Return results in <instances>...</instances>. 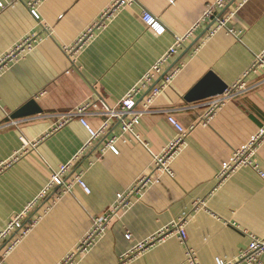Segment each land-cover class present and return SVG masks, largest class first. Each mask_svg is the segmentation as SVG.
Here are the masks:
<instances>
[{"label": "crops", "instance_id": "1", "mask_svg": "<svg viewBox=\"0 0 264 264\" xmlns=\"http://www.w3.org/2000/svg\"><path fill=\"white\" fill-rule=\"evenodd\" d=\"M28 1L2 0L0 8V60L14 51L0 66V231L12 213L34 200L22 219L27 232L1 264H62L76 252L117 193L148 174L153 156L176 135L168 115L185 128L194 125L172 160L173 176L157 173L158 180L114 215L72 264H192L188 250L197 264H215L216 257L236 260L248 246V234L263 237L264 177L251 166L221 182L216 175L234 150L264 129V67L249 70L245 88L211 116L212 97L189 102L185 96L208 72L228 87L242 80L254 56L264 50V0H227L203 20L209 0H136L104 20L100 15L113 0H38V19L30 14ZM144 9L161 20L163 33L144 25ZM217 17L227 19L212 32ZM94 24L90 38L70 59L64 48ZM188 31L163 63L162 74L176 70L171 82L132 131L123 130L127 116L108 119L103 104L119 108L120 98ZM30 35V47L15 49ZM152 84L143 88L136 107ZM30 100L40 113L11 117ZM83 105H88L83 117L93 130L107 121L95 138L79 117L59 126L65 114ZM114 135L117 154L106 149ZM68 160L64 181L71 183L69 190L55 185L36 198ZM253 161L264 173V138ZM183 219L187 237L181 243L171 225ZM17 233L4 239L1 253ZM145 241L150 245L136 250ZM260 260L264 264V254Z\"/></svg>", "mask_w": 264, "mask_h": 264}, {"label": "built area", "instance_id": "2", "mask_svg": "<svg viewBox=\"0 0 264 264\" xmlns=\"http://www.w3.org/2000/svg\"><path fill=\"white\" fill-rule=\"evenodd\" d=\"M136 0H113L111 5L105 9L101 15L100 19L104 20L108 18L113 11L124 8L128 5H132ZM38 0H29L27 5L30 14L38 19ZM227 3V0H209L205 3L204 10L200 16V19L210 17L213 15L214 11L217 9L223 8ZM4 4L2 0H0V8L3 7ZM227 18H219L216 20L218 25L216 28L212 30L214 32L216 29L224 26ZM141 20L144 25L152 31L154 34L163 33L166 28L162 24L161 20L149 12L148 10H143L141 14ZM98 24H94L86 29V31L72 44L71 46L65 47L64 50L68 54L70 59L73 58L75 52L78 48H80L91 36L94 27ZM232 33V32H231ZM190 34V31L187 32L184 36L176 37L174 43L166 50L165 54L159 58L150 69L142 76V78L132 87L124 96L120 98L119 108L109 107L103 104L104 112L108 115V119L110 117H119V116H127L128 119L123 122V130L124 131H132L133 127L139 122L140 117L147 111H149L150 106L153 100L160 95L163 89L171 82L176 70L162 74V66L164 61L173 53L177 52L178 47L181 46L182 42H184L185 38ZM33 36H27L24 38L21 44L16 46L15 49H21L23 47H30V43L32 41ZM14 55V51L10 52L5 58L0 60L1 64L9 60L11 56ZM264 67V50L260 53H257L254 56L253 62L251 66L246 70V72L242 76V80H238L234 82L231 86H227L224 92L220 95L213 96L209 101V110L207 116H211L215 113V111L220 108V106L228 100L233 94L241 89L245 88V84L243 82V77L249 72V70H254L256 67ZM162 76V78L158 81V83L152 84L154 80L158 76ZM152 84L151 88L148 90L146 95L143 97V101L141 102L140 107H136V100L138 97L142 95L144 91L143 88ZM88 105H83L76 108L73 111L65 114L61 121H59V126L64 122L74 118L79 117L80 122L84 125V127L88 130L91 138H95L100 135V133L106 128L107 121L104 122L100 129L93 130L87 121L84 119L83 115L85 109ZM168 121L175 127L177 133L170 140V142L164 146L162 151L159 154L153 156L151 170L148 174H144L137 178L135 182L126 190L125 192H119L116 195V200L113 205L101 216L97 217L92 225V228L87 232L84 238L80 241L77 246L76 252H72L66 255L64 258V262L62 264H72L76 258L77 254H80L87 250L96 240V238L103 232L106 225L110 222L112 217L116 215L122 209L128 208L132 204V200L135 197H139L145 190L150 188L159 178L157 173H164L170 176H173V170L171 168L172 160L182 151V149L186 145V138L188 133L194 127L191 125L189 128H185L182 126L172 115L167 116ZM117 135H114L110 138L109 141L106 142V149L111 150L113 153L117 154L118 149L115 145ZM264 138V129H261L255 136H253L243 147L234 150L230 159L223 161L221 163V168L216 175V180L218 182L223 181L230 174L238 170L239 168L245 166H251L256 169L260 176L264 177V173L257 168V165L253 161V157L258 147L261 144L262 139ZM34 143V142H32ZM76 154L72 157L74 159ZM70 165V160L65 162L60 170L53 174L51 180L40 189L36 198L43 196L48 190H50L53 186L59 185L64 187V191L69 190L71 183L67 184L64 181V175L68 170V166ZM75 182H77L86 192H88V187L83 182L80 176H76ZM34 202L31 201L28 203L26 207L23 208L18 213H12L9 217L7 224L0 231V247L4 239L15 230L21 231V233H17L16 237L13 239L10 244L6 247V249L1 253L0 248V264L2 262V258L15 246V244L19 241V239L27 232L28 225L22 222V219L26 216V212L28 211V207ZM184 219L180 220L171 225L172 231L177 233V238L181 243L186 242V231H185V223ZM169 231V230H168ZM170 233V232H167ZM127 239H130V233L126 232L125 234ZM249 242L248 246L243 250L236 260H224L222 258L216 257L215 264H240V262H246L248 264H261V256L264 254V236L258 237L254 234H248ZM155 238L151 239L153 241ZM150 241L141 242L136 246V250L143 251L150 244ZM187 260L192 264H197L195 253L191 250L186 252Z\"/></svg>", "mask_w": 264, "mask_h": 264}, {"label": "water", "instance_id": "3", "mask_svg": "<svg viewBox=\"0 0 264 264\" xmlns=\"http://www.w3.org/2000/svg\"><path fill=\"white\" fill-rule=\"evenodd\" d=\"M163 76V75H162ZM161 76V78H162ZM227 88V85L222 82L215 74L208 72L205 74L186 94L185 98L189 102L210 98L220 95ZM40 108L33 100H30L24 106L16 110L11 117L21 118L40 113Z\"/></svg>", "mask_w": 264, "mask_h": 264}]
</instances>
